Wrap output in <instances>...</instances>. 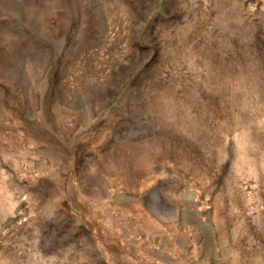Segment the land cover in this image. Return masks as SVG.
Masks as SVG:
<instances>
[{"label": "rangeland", "instance_id": "obj_1", "mask_svg": "<svg viewBox=\"0 0 264 264\" xmlns=\"http://www.w3.org/2000/svg\"><path fill=\"white\" fill-rule=\"evenodd\" d=\"M0 264H264V0H0Z\"/></svg>", "mask_w": 264, "mask_h": 264}]
</instances>
